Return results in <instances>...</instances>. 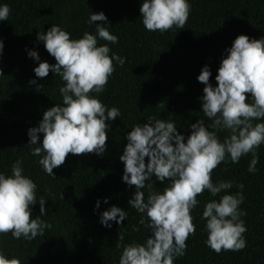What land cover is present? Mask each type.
<instances>
[{"label": "trees", "instance_id": "1", "mask_svg": "<svg viewBox=\"0 0 264 264\" xmlns=\"http://www.w3.org/2000/svg\"><path fill=\"white\" fill-rule=\"evenodd\" d=\"M141 2L0 0L10 8L8 19L0 21L4 43L0 53V172L10 174L11 164L22 158L25 174L38 186L37 201L45 197L46 213L41 219L52 225L43 236L32 240L14 239L10 232L0 234V251L9 258L18 257L21 264H118L122 251L116 247L119 234L124 235L122 244L143 242L151 235V230L147 232L139 225L141 214L127 203L135 187L122 180L124 163L119 156L127 143L125 134L150 115L172 119L178 131L190 134V124L203 117L199 98L204 84L197 79L202 67H210V82L215 85L221 59L227 54L224 50L234 39L239 34L250 39L264 36V0H190L184 28L174 26L163 33L145 29L139 12ZM100 11L110 23L106 25L108 30L119 37L118 43L109 44L111 52L126 59L123 66L113 61L115 70L98 95L108 107H118L121 115L106 121L111 127L105 153H69L64 163L53 169V177L43 171L40 157L33 156L25 146L28 129L38 125L45 110L62 102V79L51 70L43 78L35 75L34 67L39 62H56L37 40V33L47 31L53 23L71 33V38L80 37L84 31L95 33V24H89L88 19L91 12ZM29 49L37 50L39 61L28 55ZM34 79L35 84L31 83ZM205 121L209 122L206 117ZM218 135L223 139L228 133ZM257 153L258 171L254 173L248 171L251 153L237 163L222 162L212 171L213 182H234L228 190L231 193L239 190L236 182L244 185L245 199L240 208L246 212L241 218L247 227V246L217 254L205 245L203 206L208 200L219 199V195L212 197L205 190L197 197L200 204L191 212L195 234L186 241V254L176 258L174 264H264V144ZM153 181V191H162L163 182L155 176ZM144 191L147 196V189ZM97 199L99 208H95ZM112 205L126 210L127 219L103 226L100 213ZM32 209L33 217L40 215L39 203ZM134 225L140 231H133Z\"/></svg>", "mask_w": 264, "mask_h": 264}, {"label": "clouds", "instance_id": "2", "mask_svg": "<svg viewBox=\"0 0 264 264\" xmlns=\"http://www.w3.org/2000/svg\"><path fill=\"white\" fill-rule=\"evenodd\" d=\"M190 10V0H142L139 8L145 29L161 33L174 26L183 29ZM9 14V6L0 4V21L7 20ZM88 23L95 24V33L84 31L78 38H71V33L56 23L37 33V40L43 42L56 62H39L34 67L35 75L43 78L50 70L58 75L64 82L59 88L62 102L45 110L38 125L28 129L29 142L25 146L33 156L40 157L43 171L53 177V169L62 165L69 153H105L107 130L111 127L106 121L121 115L118 107H108L98 95L115 70L113 61L120 66L125 63L126 58L111 52L109 46L118 43L119 37L106 27L110 23L103 11L91 12ZM99 40L109 43L101 44ZM3 47L0 39V53ZM224 51L227 54L221 59L215 85L210 82L208 65L197 77L204 84L199 98L203 117L190 124V134L178 131L172 119L151 115L125 134L127 143L119 156L124 163L122 180L135 187L127 203L141 214L139 225L152 234L143 242L127 244L120 243L124 235L119 234L116 247L122 251L118 264H174L176 258L183 257L186 241L196 231L191 212L200 204L197 197L205 190L212 197L219 195V199L208 200L203 206L205 245L217 254L241 251L247 246V227L241 218L246 212L240 208L245 199L244 185L236 182L239 190L231 193L228 190L234 182H213L212 171L222 162L237 163L249 153L252 159L248 171H258L257 149L264 144V36L250 39L239 34ZM28 55L40 60L35 49H29ZM224 131L228 135L221 139L218 133ZM153 176L163 182L162 191H153ZM37 187L25 174L22 158L11 164L10 174L0 172V234L10 232L14 239L32 240L52 227L41 219L46 213L45 197L37 201ZM36 203L40 215L33 217L32 206ZM99 205L97 199L95 208ZM127 216L126 210L112 205L100 213V223L111 227L112 221L120 224ZM133 231L140 228L134 225ZM0 264H21V260L0 251Z\"/></svg>", "mask_w": 264, "mask_h": 264}]
</instances>
